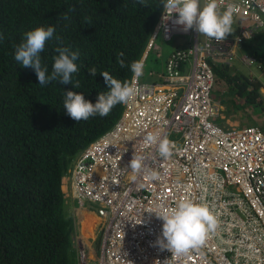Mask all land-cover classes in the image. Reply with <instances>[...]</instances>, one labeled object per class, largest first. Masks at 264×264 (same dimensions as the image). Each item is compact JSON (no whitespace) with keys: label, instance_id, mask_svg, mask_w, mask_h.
Instances as JSON below:
<instances>
[{"label":"built area","instance_id":"1","mask_svg":"<svg viewBox=\"0 0 264 264\" xmlns=\"http://www.w3.org/2000/svg\"><path fill=\"white\" fill-rule=\"evenodd\" d=\"M206 2L200 0V7ZM217 4L220 13L237 6V34L219 42L195 29L185 32L175 24L179 14L166 15L163 8L142 58L145 63L159 36L179 41L163 81L132 79L136 95L119 120L79 154L65 177L66 196L95 203L106 219L100 253L80 250V264H264V128L226 119L213 97L210 64L234 58L245 40L264 29V0ZM149 133L175 145L170 158L146 142ZM133 154L145 158L139 173L126 168ZM184 199L206 205L218 227L198 249L175 256L155 245L163 224L155 213Z\"/></svg>","mask_w":264,"mask_h":264},{"label":"trees","instance_id":"2","mask_svg":"<svg viewBox=\"0 0 264 264\" xmlns=\"http://www.w3.org/2000/svg\"><path fill=\"white\" fill-rule=\"evenodd\" d=\"M133 4L0 0V264H78L76 202L65 197L62 181L79 154L116 124L124 104L77 122L66 114L64 94L75 91L95 104L98 93L109 91L101 72L131 84L130 64L142 60L163 11L161 0ZM49 26L54 34L40 53L42 67L51 73L58 47L78 51V89L57 81L41 86L35 71L14 59L25 32ZM241 48L256 58L257 75L221 61L214 65L213 97L226 119L260 125L264 120L256 122L254 113L264 115V29ZM92 67L95 77L89 75ZM145 68L143 81L149 76Z\"/></svg>","mask_w":264,"mask_h":264},{"label":"clouds","instance_id":"3","mask_svg":"<svg viewBox=\"0 0 264 264\" xmlns=\"http://www.w3.org/2000/svg\"><path fill=\"white\" fill-rule=\"evenodd\" d=\"M135 2L136 0H134L133 6H135ZM138 2L142 6H147L145 4V0H138ZM161 4L163 5L166 15L173 12L179 14L178 19L175 20V24L182 25L185 32H187L189 29H195L200 35H204L219 42L225 40L228 35H232V24L237 28V21L233 19L234 14L237 12V6L235 5H229L226 10L220 13L217 11V0H207L202 8L200 7V0H161ZM69 11H71V9ZM64 19H68V15L66 13L64 14ZM53 34L54 27L52 26H49L46 29L44 27H38L34 30L25 32L23 34L22 42L15 48L14 59L22 67H31L35 71L39 85L41 86H44L52 81H57L63 85L72 84L74 88L78 89L80 87L79 81L77 80L73 82V73L78 71L77 64L75 63V61L79 59L78 51L74 52L67 47H58L55 50L58 55L53 58L54 63L52 65L51 73L47 74L48 69L46 67H42L40 53L44 50L45 42L52 38ZM245 37L247 38V33H245ZM161 38L163 41H166L162 36ZM250 39L245 40L244 43ZM242 45L237 48V53L234 58L220 59L223 63L230 64L233 67H236L237 65L236 68L245 73L246 71H249V73L257 71L255 72L256 74L254 73V75H257L259 68L258 64L256 63V58L248 53L242 52ZM152 51L149 53L145 63H143L142 60H136L130 64L134 81L138 80L139 77L143 75L144 65H146L149 57L152 54ZM243 54H247L254 58V62L248 63L245 60H242L241 56ZM119 56L122 57L123 53H119ZM168 58L165 61V65ZM238 59L248 70L240 69V66L236 63V60ZM118 63L121 67H125V63L122 59L118 60ZM210 64L212 65L211 60ZM254 65L256 66V69H253ZM212 67L214 70L213 65ZM101 74L104 77V81L109 91L107 93H98V98L95 104H93L91 101L85 100L83 94H77L75 91H65L63 106L64 109H66V114L69 115L73 120L77 122L81 120H87L89 117L96 114L101 117L107 116L115 105H125L136 95V89L128 82L122 83L117 79H114L107 72H101ZM89 75L95 77L97 75V69L95 67L90 68ZM262 91L264 93V89ZM221 113L223 114V110ZM259 126L264 128V126ZM159 137L160 133H149L145 137V140L148 144L157 145L156 151L158 152L159 156L161 158L168 159L172 156L175 145L166 137L162 139ZM144 159L145 158L142 156L133 154V157L126 168L131 169L134 173H139L142 170ZM152 175L155 177L156 173H153ZM65 177L62 181L63 185H66L67 187V189L63 190L65 197L78 203L76 205V215H79V210L80 213L88 210V208L85 206L83 207V205H85V203L92 202H79L72 196H66V190H70V187L69 182L65 183ZM96 207V211L91 209L88 210L94 212L99 218L98 224L95 226L93 231L95 237L90 240V244L83 240L77 241L79 250L78 264H80V250H86L90 253V255H97L100 253L98 250H96V252L93 250V242H98L99 249L101 251L103 236L102 232L104 224L106 223V219L98 214V206L96 205ZM155 214L163 221L162 233L155 241V245L158 246L160 250H167L175 256L186 255L190 250L198 249L204 244L209 233L214 232L218 227L217 218L210 212L206 205L194 203L189 199L179 201L176 207L170 211L156 212ZM76 226L78 229L79 224L77 219ZM80 227H82V222L80 223ZM78 237L80 236L77 235L76 238Z\"/></svg>","mask_w":264,"mask_h":264},{"label":"rangeland","instance_id":"4","mask_svg":"<svg viewBox=\"0 0 264 264\" xmlns=\"http://www.w3.org/2000/svg\"><path fill=\"white\" fill-rule=\"evenodd\" d=\"M176 39H173V41H175ZM173 41H170V42H164L160 36V38L157 39L156 41V44H155V49L152 51V54L151 56L149 57L148 61H147V64H146V68H145V71L148 72L149 71V76H150V71L151 69H153V67L155 66V63H158L160 64L159 62H157L156 60L159 59L160 61H164V58H165V55L168 53L169 49L173 48L174 47V42ZM236 63L240 66V69L241 70H248L247 68H245V66L238 60H236ZM253 69H256V66L254 65L253 66ZM257 72V71H254V73ZM256 74V73H255ZM254 119L256 120V122H260V121H263L264 120V115L262 113H254ZM236 121V120H235ZM237 122H245V120H238ZM260 124L261 126H264V121L263 122H260L258 123ZM86 208H89L93 211H96L97 210V207L95 204H92V203H85L84 205ZM77 207H75L76 209ZM87 213L84 215L86 217ZM76 219L78 221V224H79V228L77 229V235H79L80 237L77 238V241L78 240H83L87 243L90 244V240L92 238L95 237V234L93 233L92 236H86L83 232V229L82 227H80V223L82 222L81 221V213H80V210H79V215H76ZM93 250L96 252V250H98L100 252V249H99V245H98V242H93Z\"/></svg>","mask_w":264,"mask_h":264},{"label":"crops","instance_id":"5","mask_svg":"<svg viewBox=\"0 0 264 264\" xmlns=\"http://www.w3.org/2000/svg\"><path fill=\"white\" fill-rule=\"evenodd\" d=\"M234 23V22H233ZM237 31H238V28H236V27H234V25L232 24V35H235V34H237ZM201 37L202 38H204V35H201ZM164 42H167V41H164ZM170 42V41H169ZM174 42V47L179 43V41L176 39L175 41H173ZM174 47L173 48H171V49H169V51H168V53L165 55V58H164V61H162L163 62V65H158L157 66V64L155 63V66L153 67V69H151V71H150V76H147V78H145V80L146 81H162V76H161V74L164 72V67H165V61H166V59L169 57V55L171 54V52L173 51V49H174ZM211 63H212V65L214 66L215 64H216V66L217 65H219L220 63H221V59L220 58H217V59H212L211 60ZM246 73H249V71H246ZM249 74H251V75H254V72L253 73H249ZM236 121H238V120H236ZM63 188V190H65V189H67V187H66V185H63L62 186ZM78 203L76 202V205H77ZM88 210H89V208H88ZM88 210H86V211H88ZM85 211H83V213H84ZM92 214H95L94 212H92V211H90ZM82 212H81V214H83ZM96 215V214H95ZM97 216V215H96ZM98 217V216H97Z\"/></svg>","mask_w":264,"mask_h":264},{"label":"bare ground","instance_id":"6","mask_svg":"<svg viewBox=\"0 0 264 264\" xmlns=\"http://www.w3.org/2000/svg\"><path fill=\"white\" fill-rule=\"evenodd\" d=\"M87 213L86 217L84 216ZM82 229L86 236H92L95 226L98 224L99 218L90 211H85L82 214Z\"/></svg>","mask_w":264,"mask_h":264},{"label":"flooded vegetation","instance_id":"7","mask_svg":"<svg viewBox=\"0 0 264 264\" xmlns=\"http://www.w3.org/2000/svg\"><path fill=\"white\" fill-rule=\"evenodd\" d=\"M83 207H84V205H83Z\"/></svg>","mask_w":264,"mask_h":264}]
</instances>
